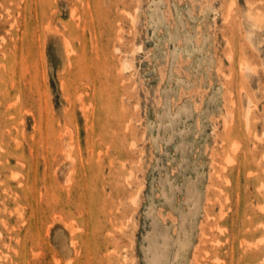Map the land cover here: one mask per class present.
I'll return each instance as SVG.
<instances>
[{
  "label": "rangeland",
  "instance_id": "374dc122",
  "mask_svg": "<svg viewBox=\"0 0 264 264\" xmlns=\"http://www.w3.org/2000/svg\"><path fill=\"white\" fill-rule=\"evenodd\" d=\"M151 258L264 264V0H0V264Z\"/></svg>",
  "mask_w": 264,
  "mask_h": 264
},
{
  "label": "bare ground",
  "instance_id": "6f19581e",
  "mask_svg": "<svg viewBox=\"0 0 264 264\" xmlns=\"http://www.w3.org/2000/svg\"><path fill=\"white\" fill-rule=\"evenodd\" d=\"M259 15H260V14H259ZM250 23H251V22H250ZM258 24H259V23H258ZM252 32H253V31H252ZM123 62H124V61H123ZM122 67H123V66H122ZM125 68H126V65H125ZM245 68H246V67H245ZM158 135H159V134H158ZM169 197H170V194H169ZM153 219H154V218H153ZM165 227H166V226H165ZM165 235H166V234H165ZM185 239H186V238H185ZM185 239H184V240H185ZM164 240H165V239H164ZM178 242H179V241H178ZM185 242H186V241H183V240H182V241H180V242L178 243V245H179L178 247H179V249H180L181 251H183V249H184L185 246H186V245H185ZM175 244H176V243H175ZM150 245H151L150 247L154 250L155 254H158V255H159V253H160V255H162L163 252L161 253V252L159 251L160 249L158 248L157 240L155 241V243L152 242ZM173 248H174V247H173ZM169 249H170V248H169ZM176 250H177V249H176ZM177 254H178V253H177ZM177 254H176V255H177ZM172 256H173V255H172ZM176 260H177V259H176ZM149 264H155V263H154V259L151 258V259L149 260Z\"/></svg>",
  "mask_w": 264,
  "mask_h": 264
}]
</instances>
